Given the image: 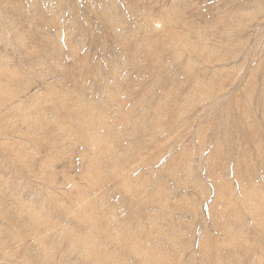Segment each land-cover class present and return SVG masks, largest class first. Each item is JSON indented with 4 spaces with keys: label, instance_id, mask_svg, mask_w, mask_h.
Returning <instances> with one entry per match:
<instances>
[{
    "label": "rangeland",
    "instance_id": "obj_1",
    "mask_svg": "<svg viewBox=\"0 0 264 264\" xmlns=\"http://www.w3.org/2000/svg\"><path fill=\"white\" fill-rule=\"evenodd\" d=\"M0 264H264V0H0Z\"/></svg>",
    "mask_w": 264,
    "mask_h": 264
},
{
    "label": "bare ground",
    "instance_id": "obj_2",
    "mask_svg": "<svg viewBox=\"0 0 264 264\" xmlns=\"http://www.w3.org/2000/svg\"><path fill=\"white\" fill-rule=\"evenodd\" d=\"M125 239V238H124ZM127 240V239H126ZM130 241V240H129Z\"/></svg>",
    "mask_w": 264,
    "mask_h": 264
}]
</instances>
